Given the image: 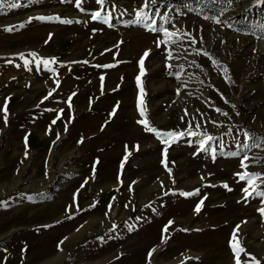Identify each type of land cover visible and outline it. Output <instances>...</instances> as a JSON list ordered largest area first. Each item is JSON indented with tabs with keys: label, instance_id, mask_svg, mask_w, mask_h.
<instances>
[{
	"label": "rangeland",
	"instance_id": "rangeland-1",
	"mask_svg": "<svg viewBox=\"0 0 264 264\" xmlns=\"http://www.w3.org/2000/svg\"><path fill=\"white\" fill-rule=\"evenodd\" d=\"M148 2L0 0V264H264V0Z\"/></svg>",
	"mask_w": 264,
	"mask_h": 264
},
{
	"label": "snow or ice",
	"instance_id": "snow-or-ice-1",
	"mask_svg": "<svg viewBox=\"0 0 264 264\" xmlns=\"http://www.w3.org/2000/svg\"><path fill=\"white\" fill-rule=\"evenodd\" d=\"M96 2L98 5H103L105 3V0H96ZM81 3H82V0H75V6L77 8H80ZM155 3H156V0H151V4H155ZM17 6H18V4H16V3H12L9 5V7H13V8H15ZM150 10L151 9H150L149 2H148V0H145V3L142 6H140L137 9V11L135 12L134 23L143 24L146 28H148L151 31L163 32V35L166 38V40L157 42L158 48L160 47L161 44L166 43L168 40H171L174 43L175 40L173 38L176 37V35H177L175 32H170L167 28H163V27H161V28L154 27V25L156 24V21L154 19L151 20L150 23H145V22L149 21V19H150V17H149ZM33 19L41 20V21H58L61 23H71L72 22L69 20H63L58 16L30 17L28 22L30 23ZM91 19L94 21L100 20V21H103L104 23H107L109 17L103 16L100 11H95L91 14ZM15 27L16 26H10L5 30L6 31H13V30H15ZM19 27H23V24L19 25ZM30 55L34 56L35 54H30ZM149 55H150V50H146L145 53L143 54V56L141 57L140 61H139L140 74L137 75V77H136V81H137L138 86L140 84L141 76L144 74V71H145V69L143 67L144 59ZM204 55H207V53H204ZM21 56H23V54H21ZM54 62H55L54 60L53 61H49V60H43L42 61L43 65L46 68L50 63H54ZM24 63H25V65H27L29 63V61L27 59H25ZM104 67H109V66L105 65ZM101 79H103V78H101ZM57 84H58V81H57ZM141 92H143V89H141ZM49 95H51V93H49ZM73 95H75V94L73 93ZM47 98L48 97H45V99H47ZM68 102H69V106H71V96L69 97ZM139 103H142V100ZM139 103H138V107H139ZM2 111L5 114L7 113V105H5V107L2 109ZM140 114H141V116L145 115L143 110H141ZM57 119H59V116L57 117ZM5 122H7V116L6 115H5ZM55 122L56 121L54 120L52 123L54 124ZM138 123L144 125L145 131L154 133L157 136V138L160 139V142L165 145V148H164L165 159H162L161 163L164 164V166L166 168H167V163H166L167 148L172 143H176L177 140H179L184 135H191V136H198L199 135L197 132H192L190 130L187 133H175V132L161 133L158 130H156L155 128L151 127L149 125V122L146 119H142V120L138 121ZM197 127H199V125H197ZM245 137H246V141L251 139V137L247 133H245ZM25 139H27V138H25ZM213 139L214 138L212 136H206V137L200 139L198 151L206 150V146L208 145V142L212 141ZM189 143H191V141H189ZM253 146H258V145H253ZM243 147L247 148V147H249V144L247 142H245ZM211 151H212V154L215 155L216 149H212ZM231 155L237 156V155H239V153H231ZM125 159H127V146H126ZM250 159H256L257 163L264 162V158H250L249 156L244 155L240 161L241 168L247 169L249 166L248 161ZM121 166H123V164ZM168 170H169V172L171 171L170 169H168ZM236 175L239 177L240 180H245L247 182L248 186L243 189V191L245 193V199H247L248 197H250L254 193L259 194L261 197H264V190H261L259 187V184L256 183V180L260 178V174L250 173V172L245 171L243 173H237ZM260 183H264V179H261ZM82 187H83V185H82ZM225 187H227V185H225ZM198 191L199 190H195V192H193V193H181V195L191 196V195L196 194ZM74 200H75V196H74ZM262 202H264V201H262ZM202 204H203V200H201L200 203H198L196 205V207H195L196 212H199L201 210ZM258 211H260L261 214L264 215V208L258 209ZM172 223H173L172 221H169L168 224L165 225L163 231L167 232L168 227ZM238 229H239V225H237V228L233 230V235H232V239L229 241V246H230L232 252L234 253V255L236 257V264H242V261L240 260V254L242 252H244V249L239 246V241L236 238V232L238 231ZM57 247L59 249V245ZM149 256H151V252L149 253ZM251 259H252L253 264H260V262L258 260H256L255 257H252ZM245 264H246V262H245Z\"/></svg>",
	"mask_w": 264,
	"mask_h": 264
}]
</instances>
